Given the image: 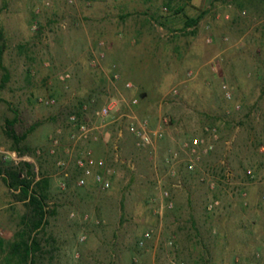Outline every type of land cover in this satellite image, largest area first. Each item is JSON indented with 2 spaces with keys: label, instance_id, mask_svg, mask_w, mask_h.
Returning a JSON list of instances; mask_svg holds the SVG:
<instances>
[{
  "label": "rangeland",
  "instance_id": "1",
  "mask_svg": "<svg viewBox=\"0 0 264 264\" xmlns=\"http://www.w3.org/2000/svg\"><path fill=\"white\" fill-rule=\"evenodd\" d=\"M119 1L0 0V166L26 174L23 163L29 162L36 180L50 178L47 222L34 233L41 248L33 259L36 264H264V0ZM147 3L151 19L141 31L129 18L118 19L127 10L141 12ZM98 14L107 16L98 22ZM198 16V24L186 27L188 18ZM99 41L106 47L104 70L90 63ZM136 57L152 73L142 71ZM217 57L221 61L214 67ZM3 66L10 72L4 85ZM67 68L72 77L61 81L58 74ZM113 69L135 88L141 81L154 89L144 108H138L141 94L109 79ZM173 87L176 96L169 93ZM45 96L57 103L43 105ZM134 96L140 102L130 107ZM112 98L119 110L106 127L109 136L89 144L104 160L99 167L109 170L112 187L102 190L93 175L79 187L73 166L69 177L57 173L56 157L63 154L48 153L50 136L62 129L66 143L69 111L85 101L95 99L93 108ZM133 114L150 118L154 126L161 116H171L164 139L137 147L127 130ZM208 123L219 127L220 139L200 168L188 171L184 162L170 166V150ZM12 129L28 135L16 144ZM224 159L233 174L229 179ZM5 172L0 264H17L12 243L31 224L32 211L20 190L8 186ZM161 187L171 191L174 208L161 209ZM212 199L220 203L209 211ZM147 231L153 237L140 245Z\"/></svg>",
  "mask_w": 264,
  "mask_h": 264
},
{
  "label": "built area",
  "instance_id": "2",
  "mask_svg": "<svg viewBox=\"0 0 264 264\" xmlns=\"http://www.w3.org/2000/svg\"><path fill=\"white\" fill-rule=\"evenodd\" d=\"M246 13L245 11L243 12ZM226 18H229L226 15ZM209 28V26H208ZM228 38L226 37L225 40ZM207 41L212 43L214 41L213 36H208ZM105 42L99 41L96 50H92V57L90 63L98 68L104 70L103 60L106 57ZM220 58H214L212 60L214 67L220 64ZM189 75L192 74L190 71ZM72 77V72L70 69H64L59 72L58 78L61 81H67ZM109 79L113 83H123L124 88L131 90L135 88V84L130 80H124L122 75L116 71L112 70ZM226 88V97L232 99L233 94L230 90ZM171 95L176 96L179 94L177 87L171 88ZM40 102L45 106H53L57 103V99L54 96H45L40 98ZM95 99L83 102L78 109L71 110L67 113L66 125H67V142L62 141L63 130L58 129L54 135L50 136V146L48 148V153L53 156H57L58 153H62L63 156L56 157V166L58 168L57 173L64 177L70 176V167L73 166L77 171L76 184L79 187H83L86 184V177L93 175L95 182L99 185L102 190H109L112 187L113 181L109 170H103L99 166L104 165L103 159H98L94 154V149L89 144L99 143L105 140L109 136V132L106 127L114 122V114L119 110V104L116 100L108 99L105 103L99 106H91L94 104ZM140 102L138 96L132 97L128 104L130 107L137 106ZM238 109L240 105L237 106ZM91 111V117H88V113ZM129 121L127 123L128 132L134 136L136 146L139 148H145L149 146H156L158 142L162 141L165 137V127L171 122V116H161L158 123L154 126L152 121L148 117H139L135 114L128 115ZM119 136H122V131H120ZM220 139L219 127L215 124H206L202 127L201 133L195 135L189 140H186L182 145L178 147H173L167 158V162L170 166L174 167L176 164L185 163V167L188 171H197L206 155L213 151L216 142ZM86 145L80 153H75L79 150L80 146ZM115 149L118 150V145H115ZM38 155H41V149L37 150ZM8 156H12L18 159L19 156L16 152H8ZM115 159L118 160V153H116ZM221 165L224 168V174L226 179L232 177V172L229 167L228 162L224 159L221 160ZM248 173L253 176L252 170H248ZM161 183V180H159ZM65 187V182H62ZM214 186V182H212ZM220 201L218 199H212L208 205L207 209L213 211ZM175 202L171 194V191L167 188L161 187V209L167 207L169 209L174 208ZM153 237L152 231H147L144 234V239L139 241L140 245H145L148 239ZM85 236L82 237V240ZM174 264H186L183 260H177Z\"/></svg>",
  "mask_w": 264,
  "mask_h": 264
},
{
  "label": "trees",
  "instance_id": "3",
  "mask_svg": "<svg viewBox=\"0 0 264 264\" xmlns=\"http://www.w3.org/2000/svg\"><path fill=\"white\" fill-rule=\"evenodd\" d=\"M149 1V0H148ZM201 16L196 18L190 17L186 22V27L196 25L200 21ZM4 33L0 28V41L3 39ZM3 46H0V62L2 61ZM4 77L3 85L10 79V72L6 66H3ZM17 118L10 121L13 126ZM35 126L32 127L34 129ZM10 134L14 137L16 144H19L27 137V133L17 135L13 129ZM27 169L26 174H22L21 169L17 167L6 168L0 166V175L6 171L4 177L6 183L10 188L20 190V196L27 202V205L32 211V222L19 234V238L12 243V254L17 256V264H36L33 259L34 254L40 250L41 244L34 233L42 228L47 222V202L48 189L50 187V178L42 177L35 178V173L32 171V165L29 162L23 163Z\"/></svg>",
  "mask_w": 264,
  "mask_h": 264
},
{
  "label": "crops",
  "instance_id": "4",
  "mask_svg": "<svg viewBox=\"0 0 264 264\" xmlns=\"http://www.w3.org/2000/svg\"><path fill=\"white\" fill-rule=\"evenodd\" d=\"M144 1V0H143ZM121 4H123L124 5V2L123 1H119ZM148 5H146V8H144V9H141V12H136V11H134V10H131V11H125V12H123V13H120V14H118V19H120L121 20V18L122 19H126V18H129L130 19V23H131V26H132V28L133 29H135V30H137V32L138 31H141L142 30V26H143V24H145L146 23V21H148V19H151V14L149 15V13H148V9H150V4L149 3H147ZM105 16H107V14L105 15V14H98L97 15V19H98V22L99 21H103V20H105ZM132 19H133V21H132ZM105 22V21H104ZM95 25H93V27H94ZM96 27V26H95ZM96 29V28H95ZM99 29V28H98ZM100 29L101 30H103L104 28L102 27V26H100ZM136 64H140V66H141V70L142 71H146V72H151L152 73V70H149L148 68H147V66H148V64H146V63H144L143 64V60H141L140 58L139 59H137V57L136 58H134V59H132ZM146 61H148V60H146ZM146 61H144V62H146ZM149 63H150V60H149ZM153 64H155L154 62H153ZM154 71V70H153ZM137 80H139L138 78H137ZM139 82V83H138ZM133 92H134V95H137V93H139V94H141L142 96H141V105L138 107L139 109H142V108H144V105L146 104V102L148 101V98H150L151 97V95L154 93L153 91H154V89L151 91V88L149 87V85L147 84V83H142L141 81H137V84H136V88L135 89H133L132 90ZM158 93V92H157ZM99 146V144L97 145V146H95V147H97V149L98 148H102V146L100 147H98Z\"/></svg>",
  "mask_w": 264,
  "mask_h": 264
}]
</instances>
